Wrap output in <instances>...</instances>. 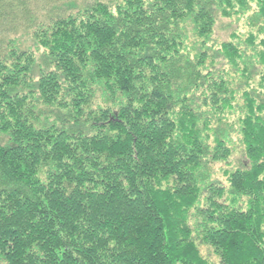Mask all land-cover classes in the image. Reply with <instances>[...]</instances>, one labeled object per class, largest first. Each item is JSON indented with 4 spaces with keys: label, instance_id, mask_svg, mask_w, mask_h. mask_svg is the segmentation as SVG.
Returning <instances> with one entry per match:
<instances>
[{
    "label": "trees",
    "instance_id": "trees-1",
    "mask_svg": "<svg viewBox=\"0 0 264 264\" xmlns=\"http://www.w3.org/2000/svg\"><path fill=\"white\" fill-rule=\"evenodd\" d=\"M44 12L0 48V264H264V0Z\"/></svg>",
    "mask_w": 264,
    "mask_h": 264
},
{
    "label": "rangeland",
    "instance_id": "rangeland-1",
    "mask_svg": "<svg viewBox=\"0 0 264 264\" xmlns=\"http://www.w3.org/2000/svg\"><path fill=\"white\" fill-rule=\"evenodd\" d=\"M6 6L5 13H3L4 18H0V48H4L9 40L16 41L19 45L26 48L33 44L31 32V28L34 25L27 22L30 16H33L35 12L42 13L46 10L48 14L46 20L51 18L49 14V9L55 5H59L62 3H68L71 0H0V2ZM95 0H86L87 4H92ZM102 2H110L112 0H98ZM39 9V10H38ZM44 10V11H43ZM42 11V12H40ZM2 9L0 10V14ZM29 12L31 15L29 16ZM45 13V12H44ZM53 13V12H52ZM54 14V13H53ZM56 14V12H55ZM229 22L224 20L220 24L217 25L215 34L213 36V40L217 42L227 41L233 32L236 30L238 34H243L246 31V24L241 20L239 23H234L231 28L228 27ZM241 158L238 153H234L230 158L231 168L235 167L237 161ZM225 165H217L214 170L217 173L215 178L219 181H223V176L221 174V170H224ZM229 169V167H228ZM201 253L204 257H207L209 261L216 263V258L213 257L209 251L205 248H201Z\"/></svg>",
    "mask_w": 264,
    "mask_h": 264
}]
</instances>
